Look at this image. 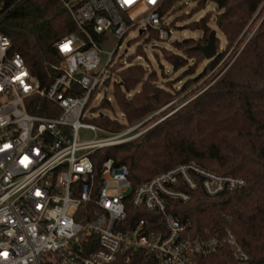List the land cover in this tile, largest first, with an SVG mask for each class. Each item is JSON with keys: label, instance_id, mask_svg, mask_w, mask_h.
<instances>
[{"label": "built area", "instance_id": "2783aa9c", "mask_svg": "<svg viewBox=\"0 0 264 264\" xmlns=\"http://www.w3.org/2000/svg\"><path fill=\"white\" fill-rule=\"evenodd\" d=\"M17 1L0 0V18ZM60 1L73 29L55 42L60 56L47 83L0 31V264H108L138 252L155 264H205L223 246L246 264L249 255L231 230L197 234L169 210L171 201L188 200L198 181L213 195L241 187L244 177L185 161L133 185L126 164L91 158L144 120L109 130L89 120V107L130 30L178 39L160 12L163 0ZM108 34L117 44L101 63ZM81 128L104 135L80 137ZM130 206L157 212L161 222L128 221Z\"/></svg>", "mask_w": 264, "mask_h": 264}, {"label": "trees", "instance_id": "16d2710c", "mask_svg": "<svg viewBox=\"0 0 264 264\" xmlns=\"http://www.w3.org/2000/svg\"><path fill=\"white\" fill-rule=\"evenodd\" d=\"M177 1L163 0L160 12L164 15ZM192 1L195 4L191 13H194L204 8L208 0ZM210 1L221 13L218 24L209 23L210 11H207L187 23L191 28L202 30L198 40L188 37L174 41V49L162 48L165 60L174 70L185 68V73H193L194 65L189 59L204 57L196 44L205 43L211 30L218 29L226 43L223 51L208 59L206 69L213 67L264 2ZM71 29L70 15L60 0H19L0 18V31L9 36L11 50L23 56L31 73L42 83H47L55 74L51 64L60 56L56 40ZM149 29L151 34L155 33ZM146 40L137 44L125 63L113 62L102 83L104 87H111L122 118L101 112L113 109L106 90L99 103L90 107L91 112L99 111L89 117L90 121L109 130H119L173 98L171 81H162L161 73L150 64L144 49ZM215 42L218 47L217 35ZM139 55L145 57L146 63L134 61ZM107 157L128 166L133 185L185 161L244 177L246 182L241 187L213 195L198 181V186L190 190V198L171 201L169 210L181 222H189L190 229L197 234H223L231 230L249 255L246 264H264V14L216 80L135 138L91 153L95 165ZM139 217L161 222L157 212L130 206L128 221ZM203 261L240 264L227 246L207 255ZM108 264H155V260L138 252L130 262L118 259Z\"/></svg>", "mask_w": 264, "mask_h": 264}, {"label": "rangeland", "instance_id": "374dc122", "mask_svg": "<svg viewBox=\"0 0 264 264\" xmlns=\"http://www.w3.org/2000/svg\"><path fill=\"white\" fill-rule=\"evenodd\" d=\"M194 4L195 1L192 0H178L175 3L173 9L169 10L164 14L165 21H167L169 23V26H171L172 29L175 31V33L178 36V39L172 40V39L163 38L159 35V32L156 29H153L155 33L151 34L150 29L143 30V32L139 33V28H135L130 30L124 36V38L121 41V46L115 51L111 65L114 64L113 62L117 63L119 61L125 63L127 57L134 52L137 44L143 42L144 40H146V38H148L144 43V49L146 50V55L150 61V64L156 67L159 73H161L162 81H171V84L174 87L172 88L174 95L170 101L166 102L158 109L145 115L144 117L137 119L131 123L125 124L120 128L123 129L127 125L137 123L142 119H144L139 127L121 136L123 138H127L123 141H127L129 139L135 138L136 136L132 137V135L138 132L141 133L144 132L154 123L161 120L162 118L170 114L172 111H174L175 109L186 103L188 100L193 98L197 93L202 91L214 80H216L230 64L231 60L235 57V55L242 47V45L245 43V41L248 39V37L253 33L261 17L264 14V9H263L264 2H263L259 6L256 13L248 21V23L246 24L245 28L238 36V38L232 43V45H230V47L226 49L223 56L213 67H211L208 70L206 69L208 63V58L206 57L199 56L198 58H196V60L194 58H190L189 63L191 65H194L195 70L193 73L188 74L185 73V68L174 70L172 66L165 60L162 48L164 47L166 49H174L172 45L174 41H179L188 37H192L198 40L203 35L202 30L199 28H191L187 25V23L190 22L191 20L199 19L207 11H210L209 23L212 26L215 25L216 15L220 13L217 10L215 3L208 0L204 8L194 13H191V8L193 7ZM216 35L219 38V45L217 47V52L223 51L225 49V43H226L225 38L221 33V31L218 29H216ZM139 36L141 37L139 38ZM100 44L102 48L105 50V52L102 53L101 63H103L106 58V51L113 50V48L117 44V38L112 34H108L101 41ZM134 61L137 62L143 61L146 63V59L143 55H139L135 57ZM109 73L110 70L109 68H107L104 73V77H106ZM106 90H107V96L112 102L113 109H102L101 112L113 117L122 118V114L120 110L117 108L115 101L113 99L111 87L107 88L102 85V88L96 92V97L94 99H91L90 107L96 106L99 103L100 99L103 97ZM98 112L99 111L90 112L89 115L94 116ZM79 135L80 137L89 138V137H93L94 135L101 136L104 135V133L100 131H94L93 129L81 128L79 130Z\"/></svg>", "mask_w": 264, "mask_h": 264}, {"label": "water", "instance_id": "95a60500", "mask_svg": "<svg viewBox=\"0 0 264 264\" xmlns=\"http://www.w3.org/2000/svg\"><path fill=\"white\" fill-rule=\"evenodd\" d=\"M221 17V13L216 15L215 23H219V19ZM144 29H139V33L143 32ZM216 30L212 29L208 35V39L205 43H197L196 47L199 48L202 52L204 57L210 59L217 54V46L215 42Z\"/></svg>", "mask_w": 264, "mask_h": 264}, {"label": "snow or ice", "instance_id": "6c2138e0", "mask_svg": "<svg viewBox=\"0 0 264 264\" xmlns=\"http://www.w3.org/2000/svg\"><path fill=\"white\" fill-rule=\"evenodd\" d=\"M62 48L66 50L67 46L66 45L65 46H62Z\"/></svg>", "mask_w": 264, "mask_h": 264}]
</instances>
